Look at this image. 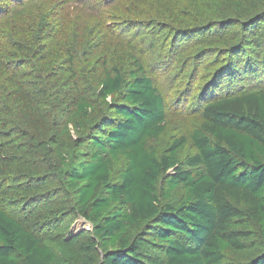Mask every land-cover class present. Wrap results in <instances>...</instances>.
Masks as SVG:
<instances>
[{"label": "trees", "instance_id": "trees-1", "mask_svg": "<svg viewBox=\"0 0 264 264\" xmlns=\"http://www.w3.org/2000/svg\"><path fill=\"white\" fill-rule=\"evenodd\" d=\"M136 9L216 70L198 93L199 126L158 156L149 143L166 105L140 59L109 64L89 44L81 61L65 42L57 56L41 44L52 25L23 42L6 31L0 264H264V0ZM78 219L90 228L72 231Z\"/></svg>", "mask_w": 264, "mask_h": 264}, {"label": "rangeland", "instance_id": "rangeland-1", "mask_svg": "<svg viewBox=\"0 0 264 264\" xmlns=\"http://www.w3.org/2000/svg\"><path fill=\"white\" fill-rule=\"evenodd\" d=\"M139 1L0 0V48L6 31H13L21 39L19 42H23L27 33L38 37L42 31L40 26L52 25L47 32H50L49 39L41 44L51 46L57 56L64 54L61 49L65 42L81 61L82 52L89 44L88 50L95 51L97 59L103 57L109 64L115 63L116 56L129 53L140 59L147 77L153 80L166 105L165 131L160 138L149 143L161 156L173 139L183 137L188 142V135L199 126L198 93H202L207 81L214 79L216 70L196 65V51L186 40H182L180 46L170 47V41L163 40L164 32L159 21L154 20V14H145L144 17L138 12ZM143 18L154 23L147 27ZM200 69L202 71L195 73ZM221 80L215 90L220 93L218 98L227 97L226 78ZM189 147L180 153L181 161L187 157ZM172 173L169 171L168 174ZM76 225L78 231L90 228L89 224L78 219L72 231Z\"/></svg>", "mask_w": 264, "mask_h": 264}]
</instances>
